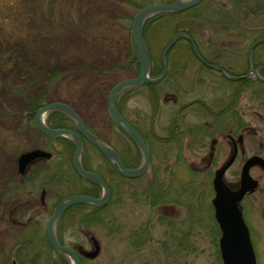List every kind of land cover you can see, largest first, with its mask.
Returning a JSON list of instances; mask_svg holds the SVG:
<instances>
[{
	"label": "rangeland",
	"instance_id": "374dc122",
	"mask_svg": "<svg viewBox=\"0 0 264 264\" xmlns=\"http://www.w3.org/2000/svg\"><path fill=\"white\" fill-rule=\"evenodd\" d=\"M7 1L15 0H0V11L8 10V18L3 25L10 22L12 26L15 23L13 18L18 17L14 15L15 6L9 4L8 9H5ZM237 1L201 0L195 5L198 9L191 14L198 18L193 19L195 24H191L193 38L196 48L202 51V57L207 60L206 65L231 66V74L224 72V75L221 69L224 76L221 77L208 68H201L186 38L179 36L166 54L168 74L155 83L160 86L156 88L160 92L156 104L152 105L149 100V85L131 89L124 94L126 100L121 105L129 120L139 123L142 121H138L139 116L147 123L150 114L156 113L154 128L159 141L156 144L149 140L151 166L142 178L118 183V175L107 168L98 150L90 143H84L86 165L95 172L106 170L104 176L112 193L106 204L98 206L95 220L80 225L76 222L81 218V213H87V209L84 212H66L67 208L56 221L55 234L61 236L64 245L72 247L79 243L89 249L88 235H93L98 241L100 251L97 256L83 258L81 264H222L218 247L220 231L211 204L214 195L211 180L214 169L227 157L229 150L220 134H211L214 133L212 127L215 124L211 122L210 114H223L227 119L231 109L237 132L243 126L250 129L245 133L235 161L224 174L226 182L231 185L238 182L241 166L247 157L259 154L264 158V82L255 78L253 73L244 76L251 62L252 69L264 77V0H239L242 1L239 6L236 5ZM137 3L138 0H111L106 5L105 15L113 21H131L138 9L135 6ZM146 4L142 3L141 6ZM188 19H183L186 31H172L174 22L171 20L150 32L146 40L149 54L153 53L159 58L173 33H189ZM8 26L7 30L10 29ZM123 28H119L121 30L116 34L117 29L114 27V42L108 51L110 55L95 63L96 69L109 71L104 74L108 75L111 86L118 80L137 74L132 67L124 65V55L130 48L125 35H122L125 34ZM77 39L68 45L73 48ZM254 42L255 45L251 47ZM59 45L55 44L53 49H58ZM40 48L37 45L34 49ZM54 51L56 53H43L44 66H49L47 62H51L55 56L66 55L67 49ZM57 65L65 79L61 78L56 84L50 82L49 87L46 85L39 90L37 87L33 93L42 92L46 95L45 104L61 101L62 98L58 97L69 99L90 129L113 148H120L121 133L105 109L110 86L106 93L91 86L92 79L100 76L92 73L95 66L86 64L83 66L85 71L78 74L76 69L81 66L78 62L70 63L67 59H61ZM72 65L79 66L74 69ZM8 76L0 75V264H58V260L54 259L58 253L65 258V264H71L68 256L55 251L48 244L45 226L54 204L64 196L82 193L87 183L75 176L69 148L66 149L68 152L60 153L62 149L54 140L56 137L43 136L35 127L33 119L36 111L31 119L22 118L23 103L27 98L9 93L15 82ZM6 77L8 85L2 81ZM165 93L169 97H177L175 106L169 97L164 102ZM175 113L183 115L180 120L183 132L178 143L170 144L169 121ZM52 118L46 115V122ZM204 122L211 124L210 127L204 126ZM190 130L192 134H189ZM212 136L218 138L213 161L210 165L200 166L199 158L207 155ZM36 146L54 152V157L46 162L44 175L39 177L36 175L37 170H32L26 185L19 188V178L15 174L16 158L21 151ZM250 175L258 180V186L254 192L243 197L241 210L249 229L256 262L264 264V179L257 166L251 167ZM152 181L154 186L151 191L159 192L158 196H148ZM43 187L47 190L45 206L39 201ZM96 192L98 195L101 190L98 188ZM14 195L24 203L33 201L21 216L9 214Z\"/></svg>",
	"mask_w": 264,
	"mask_h": 264
},
{
	"label": "trees",
	"instance_id": "16d2710c",
	"mask_svg": "<svg viewBox=\"0 0 264 264\" xmlns=\"http://www.w3.org/2000/svg\"><path fill=\"white\" fill-rule=\"evenodd\" d=\"M110 1L111 0H15L6 2L8 5H4V7L6 6L5 9H8L9 4L11 7L15 6L16 13H14V15L16 14L18 18H13L15 23H12V26L10 22H8V24L5 22L6 26L9 25L8 27L10 28L7 30L3 22L5 20L7 21L8 10L0 11V51L4 50V53L0 54V75L4 77L5 74H8V79L11 78V80L15 82L14 87L11 88L12 92L8 90L9 93L27 98L23 103V119H31L36 109L46 102V95H43L42 92L33 93L37 87L39 90L40 87L46 85L49 87L51 85H49L50 82L56 84L61 78L65 79V76H61L60 67L57 65L61 59H67L70 63L78 62V64L81 65H78V70L76 69L78 74L85 71L83 69L84 65L92 63L95 66V70L93 69L94 71H92V73L100 74V76L92 79L91 86L100 88L101 91H105L106 93L109 86L111 87L112 82L108 80L109 77L104 74V72L108 73L109 71L102 68L96 69L95 63L99 61L100 58L110 55L108 51L111 50L109 46L111 47L114 42V27L117 29L116 34L121 30L119 28L124 27L125 34L122 35H125L126 40L129 42V45H127L130 50L124 55V57H126L124 65L132 67L133 71L138 72V56L136 47L131 38L130 21L128 19L110 20L105 15L106 5L109 4ZM138 1L139 3L135 4L137 8H139L142 3L155 2L154 0H144V2H141L142 0ZM162 1L164 0H161V2ZM240 2L242 1L238 0L236 5L239 6ZM197 9L198 6H194L181 12H163L154 15L143 24V37L147 40L150 32L152 33L162 25L167 24V21L171 20L174 22L171 28L172 31H186L183 19L188 18L189 22L186 23L190 25V27L187 28V31L193 36L192 25L195 24L194 20L197 16L195 17L191 14ZM233 10L235 14L236 11L235 9ZM245 13L249 14V11L245 10ZM189 14L191 16H188ZM92 17L94 18L93 20ZM75 38L78 39L75 40L76 43L73 48H71L68 43ZM42 41H44V43H41ZM47 42H50V44ZM54 43H59L61 45L58 46V49H53ZM118 43H120V41H118ZM36 44L41 47L39 50L34 49L37 46ZM61 49H67L64 53L66 55H62V57L55 56L51 62H47L49 66L43 65V59L45 58L43 53L51 52V54H53L56 53L54 50ZM37 51H40L41 54ZM150 61V76H156L161 70L159 58L151 53ZM72 66H74V69L78 67H76V65ZM2 81L8 85L7 77ZM153 86L160 88L159 84H154ZM7 88L10 89V86ZM58 98H62L61 101H65L70 105L73 104H71V101L67 98ZM8 114L11 115L12 113L9 111ZM50 115L51 117L53 116L52 120L48 121L51 127H69V118L63 113L54 111L51 112ZM54 140L61 146L62 150L60 153L65 152L68 148L70 152L73 151L74 144L69 138L56 137ZM66 152H68V150ZM81 162L85 168L90 169L85 163L83 154ZM105 171L98 172L104 176L106 173ZM74 174L87 183V186H84L83 190H81L82 193H96L98 189L96 183L76 173ZM157 193L154 195L158 196L159 194ZM86 209L87 213H81V218L76 222L81 225L95 220L98 207L88 204H75L69 207L66 212H72L74 210H82L84 212ZM56 237L60 243L64 244L62 241L63 239L58 233ZM54 259L58 260V264H65V258L59 253L57 258Z\"/></svg>",
	"mask_w": 264,
	"mask_h": 264
},
{
	"label": "water",
	"instance_id": "95a60500",
	"mask_svg": "<svg viewBox=\"0 0 264 264\" xmlns=\"http://www.w3.org/2000/svg\"><path fill=\"white\" fill-rule=\"evenodd\" d=\"M201 0H171L164 2H152L138 8L133 14L130 21V32L138 53V72L133 77L123 78L115 82L109 89L106 97V108L113 122L124 131L128 137L140 148L143 154V161L140 166L135 169H127L123 165L117 152L111 148L105 141L92 131L88 130L81 117L67 103L62 101H51L40 108L34 114L35 127L46 136H62L69 138L74 143V150L71 157V166L73 170L80 176L90 179L97 183L101 188V195L94 197L87 194H71L59 199L51 212L45 226V238L48 244L55 250L71 260V264H81L75 249L61 244L55 236V224L61 214L70 206L80 203H90L97 206L106 204L110 198V189L104 178L97 172L86 169L81 164V151L83 140L93 145L103 157L119 172L128 177L140 176L146 170L149 162V153L146 145L142 141L138 132L128 123L118 112L116 108V99L119 93L128 88L143 83H157L160 81L166 71L167 65L165 57L172 46L174 40L179 36H184L190 43L191 49L195 56L203 61L199 55L195 43L189 33L178 31L171 35L168 43L163 47L160 53L161 72L156 77H150V54L146 40L142 35V27L146 20L158 13L163 12H181L200 3ZM255 42L251 45L253 47ZM250 50L248 51L249 58ZM221 71V69L219 68ZM222 73L225 75L224 71ZM253 73L255 78L264 82V77L259 75L255 69H250L244 76ZM237 79L239 77H230ZM56 110L70 117L77 127V131L68 128H51L45 122L46 114L49 111ZM240 140V138H238ZM50 152L41 148H31L22 151L17 157V164L20 173L36 161L43 158L48 159ZM236 156L234 150L228 160L220 167L214 170L212 177V187L214 195L211 204L214 211V219L220 230L218 239L219 253L222 264H257L254 249L251 243L249 229L243 219L240 201L245 194L255 191L258 186V180L250 175V169L258 166L264 179V158L259 154H252L243 162L237 188L233 189L224 180V172L231 165ZM90 248L78 246L76 250L85 258H94L100 251V245L93 235H88Z\"/></svg>",
	"mask_w": 264,
	"mask_h": 264
},
{
	"label": "flooded vegetation",
	"instance_id": "af4514ba",
	"mask_svg": "<svg viewBox=\"0 0 264 264\" xmlns=\"http://www.w3.org/2000/svg\"><path fill=\"white\" fill-rule=\"evenodd\" d=\"M191 37H192V39H193V41H194V38H193V36L192 35H190ZM186 41H188L187 39H186ZM188 43H189V41H188ZM194 43H195V46H196V42L194 41ZM189 45H190V43H189ZM197 49V51H198V53H199V55L202 57V51H200L198 48H196ZM190 50L192 51V49H191V46H190ZM161 53V52H160ZM192 53H193V51H192ZM194 57H195V59L200 63V65H201V68H208V69H210L211 71H213L215 74H217V75H220L221 77L223 76V74L221 73V71L218 69V68H220V69H222L225 73H228V74H231L232 72H231V66H228V67H225V66H220V65H216V66H214V67H210V66H207L206 65V63H207V60L206 59H204L203 57H202V59L204 60V61H201V60H199L195 55H194ZM247 59H248V55H247ZM159 60H160V57H159ZM165 62H166V65H167V59H166V57H165ZM249 62V61H248ZM209 63V62H208ZM161 64V63H160ZM215 65V64H214ZM248 69H247V71L248 70H250L251 68H252V64H251V62H249L248 63ZM201 71H202V69H201ZM247 71L245 72V73H247ZM160 72H161V70H160ZM160 72H159V74H160ZM168 72V66H167V71H166V73H165V77H166V75L168 74L167 73ZM158 74V75H159ZM164 77V78H165ZM224 77V76H223ZM251 77V76H250ZM226 79V78H225ZM230 83H231V81H229ZM155 83H143V84H141V85H137V86H133V87H128V88H126V89H124V90H122L120 93H119V95L117 96V99H116V108H117V110H118V112L120 113V115L128 122V123H130L131 125H132V127L138 132V134L140 135V137H141V139H142V141L144 142V144L146 145V147H147V149H148V153H149V162H148V165H147V167H146V170L144 171V173L142 174V175H140V176H136V177H128V176H125L124 174H122L121 172H119L115 167H113L104 157H103V155H102V157H103V159L105 160V162H106V164H107V168H109V170L110 171H112L113 173H115V174H117L118 175V183H119V181H126V180H137V179H139V178H142V176L144 175V174H146V172L148 171V169L150 168V166H151V156H152V154H151V148H150V142H149V140L150 141H152V142H155L156 144L158 143V139L156 138V129L154 128L155 127V124H156V113H152V114H150V116H149V121L146 123L145 122V120L143 119V118H140L139 116H138V121L139 120H142V121H140L139 123L138 122H136V121H131V120H129L126 116H125V114H124V112H123V105H124V102L123 101H125L126 100V98L125 97H123L124 96V94H126V93H128L131 89H136V88H140V87H143V86H145V85H149V87H150V92H149V100L151 101V103H153L152 105H155L156 104V102H157V99H158V97H159V95H160V92H158L157 91V89H156V87L155 86H153ZM164 97H163V99H164V102H167V100H168V97L169 96H167V94L165 93L164 95H163ZM169 98H171V103L173 104V106H175L176 104H177V97L175 96V95H173L172 97H169ZM58 101V100H57ZM62 102H65V101H62ZM65 103H67V102H65ZM226 103V102H225ZM225 103H223V106H225ZM68 104V103H67ZM121 104H123V105H121ZM68 105H70V104H68ZM220 105H222V103L220 104ZM75 111H76V113L79 115V113L77 112V109L74 107V105L72 104V105H70ZM223 106H221V107H223ZM224 108V107H223ZM105 109H106V111H107V108H106V104H105ZM54 111H56V110H52V111H49L46 115L47 116H49L50 114H51V112H54ZM57 112H59V111H57ZM62 113V112H61ZM232 113L234 114V112H233V110L231 111V109H230V111H229V114L227 115V117L229 116V118H227L226 119V116L225 115H223V114H217V113H214V114H210V117L212 118L211 119V122L213 123V124H215V126H213V127H215V128H213L212 127V129H213V131L212 132H214V133H211L212 135H214L215 133H218V134H220L222 137H223V140L225 141V143H226V145H227V147H228V150H229V154L227 155V157H225L221 162H220V164H219V166L218 167H220L221 165H223L227 160H228V158H229V156L231 155V153L234 151V150H236V156H237V153H238V149L239 148H241V144H242V142H243V139H244V136H245V133L246 132H248V131H250V129H249V127L248 126H243V127H241L240 129H239V132H237V126H236V124H235V122H232V118H231V115H232ZM64 114V113H63ZM107 114H108V111H107ZM65 116H67L66 114H64ZM109 115V114H108ZM80 116V115H79ZM182 114H180V113H175V114H173V115H171V117H170V126H169V129H168V131L170 132L169 134H168V139L170 138V140H168V143H170V144H174V143H178L177 141H179V136L180 137H182V132H183V130H182V128H183V123H181V121H182ZM68 117V116H67ZM81 117V116H80ZM110 117V116H109ZM69 118V127H68V129H72V130H75V131H77V127H76V123L70 118V117H68ZM81 119L83 120V122H84V124H85V126L87 127V129L88 130H90V131H92L93 133H95L92 129H90L88 126H87V124H86V122L84 121V119L81 117ZM111 119V118H110ZM109 119V120H110ZM181 120V121H180ZM45 122H46V117H45ZM46 124L49 126V127H51L50 126V122L48 123V121L46 122ZM209 126V125H211V124H208V123H205L204 122V126ZM210 127V126H209ZM51 128H54V127H51ZM119 129V132L121 133V147L120 148H113L112 146H110L106 141V143L111 147V148H113L116 152H117V154L119 155V157H120V159H121V161H122V163H123V165L125 166V168H127V169H135V168H137L138 166H140L141 165V163H142V161H143V154H142V151L140 150V148L131 140V138L130 137H128V135L124 132V131H122L120 128H118ZM209 129H211V128H209ZM40 132V131H39ZM185 132H187V130L185 131ZM184 132V133H185ZM41 133V132H40ZM204 133V132H203ZM42 134V133H41ZM96 134V133H95ZM173 134H175V135H173ZM189 134H192L191 133V130H190V133ZM43 136H46V135H44V134H42ZM97 136H98V134H96ZM55 137H58V136H55ZM100 137V136H99ZM66 138V137H65ZM238 138H240V140H238ZM71 140V139H70ZM72 141V140H71ZM104 141V140H103ZM73 142V141H72ZM85 142H88V141H86V140H83V146H84V143ZM89 143V142H88ZM218 143V138L217 137H215V136H212L211 137V140H210V143H209V150L207 151V155L205 156V155H203V156H201L199 159V163H200V166H203L204 164H207V165H210L211 163H212V161H213V158H214V152H215V147H216V144ZM74 144V143H73ZM91 146H93V145H91ZM37 147V146H36ZM36 147H33V148H36ZM94 147V146H93ZM38 148H41V147H38ZM95 148V147H94ZM41 149H43V148H41ZM45 150V149H44ZM74 150V149H73ZM97 150V149H96ZM25 151V150H24ZM46 151H48V152H50V157L48 158V159H43V158H40V159H37L36 161H34L33 163H31L30 165H28V167L24 170V172L23 173H20L19 172V169H18V164H17V158H16V165H15V174L18 176V180H19V182H18V187L19 188H22L23 186H25L26 185V183L28 182V179H29V177H30V174H31V172H32V170H37V173H36V175L37 176H39V177H41L42 175H44L45 173V170L47 169V166H46V162L47 161H50L53 157H54V152H52V151H50V150H46ZM22 152V151H21ZM20 152V153H21ZM19 153V154H20ZM72 153H73V151L71 152V157H72ZM82 154H83V147H82V151H81V157H82ZM236 156H235V158H234V160H233V162L235 161V159H236ZM18 157V156H17ZM80 160H81V158H80ZM178 161H180V160H178ZM71 162V161H70ZM233 162L231 163V165L233 164ZM81 164H82V162H81ZM231 165L225 170V172L231 167ZM83 166V165H82ZM72 167V166H71ZM84 167V166H83ZM218 167H216V168H218ZM85 168V167H84ZM215 168V169H216ZM73 169V168H72ZM214 169V170H215ZM74 171V170H73ZM224 172V173H225ZM74 173H76L75 171H74ZM97 173H99V172H97ZM77 174V173H76ZM100 174V173H99ZM213 174H214V171H213ZM52 175H53V173H52ZM52 175H50V176H52ZM103 178H104V180L106 181V178L102 175V174H100ZM87 179V178H86ZM31 180V179H30ZM43 180H44V182H45V178H43ZM88 180H90V179H88ZM92 181V180H91ZM43 182V184H45ZM94 182V181H93ZM226 182V181H225ZM95 183V182H94ZM106 183H107V181H106ZM154 182L152 181V183L149 185V187H148V191H146V192H148L149 194H148V196H151V194H152V196L156 193V192H152L151 191V189H153V186H154V184H153ZM228 185H229V187H231V188H233V189H235V188H237V186H238V182L237 183H235V184H233V185H231L230 183H228V182H226ZM97 184V183H96ZM211 184H212V180H211ZM98 185V184H97ZM107 185H108V183H107ZM108 187H109V189H110V198H111V193H112V190H111V188H110V186L108 185ZM98 188H99V190H101V188H100V186L98 185ZM46 193H47V190H46V188H42L41 189V191H40V195H39V201H40V204L42 205V206H45V196H46ZM80 194H86V193H80ZM87 195H91V196H94V197H99L100 195H101V192H100V194H98L97 195V192L95 193V194H87ZM155 196V195H154ZM65 197V196H64ZM63 198V197H62ZM12 200H11V206H10V208H9V214L12 216V215H18V216H21V215H23V213L25 212V211H27L28 210V208L33 204L32 202L33 201H30V202H26V203H24L23 201H21L20 199L21 198H17L16 197V195H14L13 196V198H11ZM61 199V198H60ZM80 204H82V203H80ZM83 204H87V203H83ZM55 205V204H54ZM94 206H96V207H98L97 205H94ZM54 207V206H53ZM55 236H56V234H55ZM83 246L82 244H74V245H72V247L71 248H73V249H75V251H76V253H77V255H78V257H79V259H80V263L82 262V260L81 259H83V258H85L84 256H82L77 250H76V248L78 247V246ZM84 247V246H83ZM12 262H14V260L12 261Z\"/></svg>",
	"mask_w": 264,
	"mask_h": 264
},
{
	"label": "bare ground",
	"instance_id": "6f19581e",
	"mask_svg": "<svg viewBox=\"0 0 264 264\" xmlns=\"http://www.w3.org/2000/svg\"><path fill=\"white\" fill-rule=\"evenodd\" d=\"M155 2H157V1H155ZM152 3V2H151ZM148 4V3H147ZM174 34V33H173ZM151 62V61H150Z\"/></svg>",
	"mask_w": 264,
	"mask_h": 264
}]
</instances>
